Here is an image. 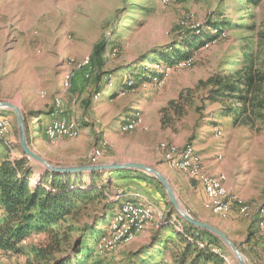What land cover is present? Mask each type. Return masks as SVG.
<instances>
[{
    "label": "rangeland",
    "instance_id": "374dc122",
    "mask_svg": "<svg viewBox=\"0 0 264 264\" xmlns=\"http://www.w3.org/2000/svg\"><path fill=\"white\" fill-rule=\"evenodd\" d=\"M220 32L224 36L219 37ZM206 35L209 36L207 40ZM182 40L193 41L195 47L185 57L173 62L189 58V64L173 67L167 72L168 66L174 63L164 62L159 56L169 53L176 42ZM102 41L107 43L105 64L101 69L97 66L92 74L95 77L100 71L101 74L105 73L102 76L103 91L98 93V96L102 95L103 101L97 102L93 99L96 96L94 78L91 76L89 79L90 59H93L95 46ZM58 42L66 43L67 47L75 46L83 52L82 58H89L88 65L80 64L82 61L77 62L75 58L67 60L62 78L67 75L68 79L66 86L60 87L64 91L61 98H80L78 91L84 85L89 88V95L88 102L84 105L81 103L80 108L76 109L79 126L69 121V125L77 130V135L64 137L75 139V145L67 146L69 150L83 153L79 164H68L69 160L59 163L57 158H53L54 163H50L81 165L128 162L129 157H143L155 152L159 154L160 162L169 164L170 168L193 180L190 173L175 166V160L181 152L191 149L199 157L198 173L214 176L208 174L200 154V150L209 148L212 161L220 169L218 175L226 176L232 192L237 190L242 202L248 207V214L237 215L234 211L215 214L207 198L210 209L205 208L206 195L201 203L199 198L194 197L195 193L181 195L172 188L177 201L192 217L222 231L238 248L246 264H264V119L254 127L233 126L230 117L223 111V107L233 105L230 99L221 95L217 101L210 100L207 98L208 90H195L199 80L239 70L249 62L250 54L256 50L258 62L264 60V0H0V101L11 102L20 108L31 148L33 141L30 140V129L34 120H31L33 115L30 116L27 111L42 108H21L23 96L35 83L37 63L50 58L53 44ZM54 68L57 69L56 79H59L58 59ZM79 70L86 71L84 79L82 82L75 81L73 86V79ZM176 70L186 73L181 85L177 84L178 87L169 82ZM129 72L139 75L138 83L128 77ZM189 89L190 93H185ZM180 93L183 94L180 103V108H184L183 115L174 117L170 126L164 128L161 123L159 127H145L143 106L148 104L146 106H149L150 111L154 101L161 109L169 101L176 100ZM170 97L173 99L169 100ZM53 105L56 114H63L60 98H54ZM137 114L139 119L127 125ZM149 114L155 115V112ZM0 117H7L9 121L0 123V129L8 131L0 140L9 144H5V148L0 142V160L7 155L12 161L17 158L16 154H22L18 146L15 117L11 112L4 115L0 113ZM55 123L65 124V119H56L46 128ZM46 128L44 134L48 148L55 149L61 156L65 151L57 145L59 140L52 142L49 139ZM135 137L147 141L149 146L132 149V152L125 148L123 142L129 139L136 141ZM100 141V149L95 148ZM117 142H120V146ZM55 156L59 157L57 154ZM29 162L31 168L38 172L36 179H29L34 184L44 172L35 163ZM153 167L165 176L158 166ZM108 174H101L97 184L104 186L106 200L116 202V210L122 201H126L127 191L124 185H117V176ZM121 175L143 179L141 184L133 183L143 186L142 191L152 199L139 195L153 202L155 209L160 212L151 213L145 229L130 241L117 243L119 239L115 234H108L107 240H100L103 237L101 235L109 233L111 212L106 216L97 202H89L74 220L69 219L75 229L83 225L86 226L85 230L91 229L83 239L84 264H168L164 261V249L161 246L166 241L160 242L154 233L160 230V223L165 221V207L177 217L167 202L164 190L149 176V179L145 178V174L126 171ZM90 182L91 176L85 175L83 183L89 186ZM151 182L152 185H148ZM197 182L201 184L198 176ZM197 204L202 205L203 213L199 212ZM232 212L234 214L229 216ZM2 213L3 209L0 210V218ZM94 225L96 228H92ZM165 227V231L167 229L172 233L168 226ZM144 232H147L145 237L137 239ZM44 238L43 234H33L23 243L36 245ZM173 238L177 245L175 234ZM100 244H103L101 249L98 247ZM168 247L171 256L170 248L173 246ZM223 247L212 248L220 253L222 264H237L232 252ZM28 254V251L25 253L23 250L16 253L0 252V264H28ZM29 258L33 260L31 255ZM172 260L171 264H175Z\"/></svg>",
    "mask_w": 264,
    "mask_h": 264
},
{
    "label": "trees",
    "instance_id": "16d2710c",
    "mask_svg": "<svg viewBox=\"0 0 264 264\" xmlns=\"http://www.w3.org/2000/svg\"><path fill=\"white\" fill-rule=\"evenodd\" d=\"M205 38L207 40L209 36L206 35ZM194 45L193 41L176 42L169 53L166 52L159 57L162 61L171 63L185 57L187 52L195 47ZM106 47L105 41L98 43L94 49L93 59H90L89 79L91 76L92 79L94 78L95 95L103 91L102 76L105 73L101 74L100 71L95 77L93 73L97 66L101 69L105 64ZM82 72L85 74L86 71L82 70ZM109 73L111 74L112 71ZM128 75L134 80L133 82L138 83L139 75L130 72ZM198 89L208 90L207 98L210 100L217 101V98L223 95L232 101L233 105L223 107V111L230 117L233 126L254 127L264 119V60L258 62V50L250 54L247 64L232 74H216L204 81L199 80L195 86V90ZM185 93H190V89ZM182 99L183 94L180 93L176 100L169 101L159 110L162 128L170 126L174 117L179 118L183 115L184 108H180ZM0 113L4 115L10 112ZM29 115L34 113L31 112ZM0 142L5 146L4 141L0 140ZM124 172L126 171H113L108 175L121 176ZM31 173L30 162L23 154L12 161L7 155L0 160V205L3 209L0 218V252L16 253L23 250L27 253L28 251L29 256L26 260L28 264L32 262L84 264L86 256H83V239L91 229L85 230V225L75 229L69 223V219L74 220L85 205L94 201L106 216L107 213L114 212L116 202L110 203L106 200L103 193L104 186L97 184L98 177L105 173L91 175L89 186L83 183L85 175L49 173H44L38 182L32 184L29 180ZM144 177L149 179L146 175ZM126 197L124 199H129V196ZM173 216L170 213L165 217V221H162L158 227L160 229L158 232L164 231L165 226H168L167 228L176 235L179 250L173 257L175 264H222L219 254L212 250V248H224L216 237L188 225L179 217L173 219ZM92 228H96V225ZM75 232L76 234L73 235ZM78 233H81L80 236H75ZM33 234H43L45 238L36 245L23 243V240Z\"/></svg>",
    "mask_w": 264,
    "mask_h": 264
},
{
    "label": "crops",
    "instance_id": "0c3cea01",
    "mask_svg": "<svg viewBox=\"0 0 264 264\" xmlns=\"http://www.w3.org/2000/svg\"><path fill=\"white\" fill-rule=\"evenodd\" d=\"M54 40H56V37H54ZM53 45L54 46H53L52 50L50 51L52 53L50 55V58H45L44 61H40L39 63H37V67L35 68V74H36V78L34 80L35 83L26 93H24V96H23L24 101H23V105L21 108H42L40 110H28L27 111L28 114L31 112L34 113V115L31 116V118H32L31 120H34V121L32 123V125H33L32 129H30V131H32V134L30 136V140L33 141L31 146L38 155H40L41 157H43L44 159H46L49 162H53L52 161L53 158H57L58 160H60L59 163H64L61 161L69 160L70 162L68 164H79L80 158L82 157L83 153H81L79 151H72V150H69V148H67V146H69V145H75L74 144L75 139L71 140V139L64 138V139L59 140L57 145L60 146L59 148L61 150L63 149V151H65L60 156L55 149L50 150L48 148L47 145H49V144H48L47 139L45 137L44 130L49 123H51L52 121L59 119V118H64L68 121H74L78 124V122H77L78 116H77L76 109L80 108L81 103H82V105H84L85 103L88 102L87 97L89 95L88 94L89 88L84 85L82 88L79 89L78 92L81 95L80 98H77L75 96L71 100H64V98H61L64 94V91L61 90L59 83L61 81L62 74L64 72V68L67 66V63H66L67 60L69 58H75V60L78 62L81 60L82 57H84V55H83V52L78 51L77 50L78 48H76L75 46H68L67 47V44L63 43V42H58V43L53 44ZM69 53L72 55V57ZM57 59H58L59 79H56L57 69L54 68L55 66H57ZM185 74L186 73L184 71H180V70L174 71L169 78L170 84H173V86L178 87L177 84L181 85V83L183 81L182 79L185 76ZM83 79H84V74L81 70H79L73 79V86H74L75 81L81 80V82H82ZM57 84H58V86H56ZM40 94H41V96L42 95H44V96L41 97ZM56 97L61 99V106L63 109V114H61V115L56 114V112L54 110L53 99ZM93 97H94V95H93ZM93 99H95L97 102L103 101L101 94H99V96L97 94ZM171 99H173V97H170L169 100H171ZM108 101H110V99ZM154 103L155 102L153 101V105H151L152 108L150 111H149V106H146L148 104L143 106V109H142L144 124H145V127H148V128H152L153 126H156V127L160 126V117H159V113H158V111L160 110V106H158L156 103L155 104ZM151 111H154L155 115L151 114V116H150L149 112H151ZM130 115H132V113ZM74 116L76 118V121L74 120ZM78 126H79V124H78ZM118 128H120V125L118 126ZM138 132H139V130H138ZM84 133H86V132L84 131ZM80 137L76 138V140L79 139ZM100 144H101V141L99 142V145L95 146V148L100 149V147H101ZM118 145L120 146V142L118 143ZM123 145L125 148L131 150V152H132V149L142 148L144 146L147 147V145L149 146V143L147 141L142 140L141 138L140 139L136 138V141L132 140V139L125 140L123 142ZM178 145L181 146V143H178ZM115 146H117L116 143H115ZM56 154L59 157H56L55 156ZM200 154H201V157L203 158L202 163H204L206 165V167L208 168L209 173L207 172V170L205 168L206 172L208 174L218 175V172H220L219 171L220 169L218 167H216V164L214 163V161H212V159H211L212 154L210 153V149L209 148L202 149V150H200ZM20 156H21V154H16L17 158ZM159 157H160L159 154H156L155 152H151L150 154L148 153L147 156H143V157L132 156V157H129V159H127V160L133 161V162L143 163L146 165L158 166L161 169V171L165 174L169 184L171 185V187L174 189V191L177 194L184 195L185 193L193 192V193H195L194 197L199 198L200 202L202 203V201L204 200V195H205L202 187L196 181L191 180L187 175H184V174L177 172V171L173 170L172 168H170V166H168L169 164L167 165L164 162H160L161 160L159 159ZM37 173H38L37 171H34L32 169V173H31V179L32 180H34L38 177ZM219 174H222V173H219ZM135 178L131 177V176H122L121 175V176H117L115 181L118 183H121V184L117 183V185H124L125 186L124 189H125V191H127L126 196H129L130 200H132V199L136 200L134 195H137V194L138 195L139 194L144 195L145 197L150 199L151 196L147 195L144 191H142L144 189L143 186H140V185L137 186V185H135V183H133L135 181L136 183L141 184V183H143V179H137V177H135ZM130 181H132V182H130ZM148 185H152V182H151V184H148ZM224 186H225L226 192L228 194L226 201H228L230 204H233V201H234L233 198L234 197L240 198V196L237 194V190L235 192H232L231 184L228 182V180L225 181ZM229 193L235 194V195H230ZM144 196H142V197H144ZM205 205H206L205 208H207V207L209 208L206 197H205ZM201 206H202L201 204L196 205L199 212L203 213ZM117 209H119V208L116 207V210ZM116 210H114V212H116ZM114 212L111 214V218L114 215ZM164 213H165L166 217H168V215L170 214L167 207H165ZM233 214H234V212H232L229 216H231ZM228 218H230V217H228ZM173 219H175V216H173ZM152 229L155 230L154 228H152ZM154 233L157 234V236L159 235L157 239H160V242H162V240L166 241V244H164V243L161 244V246H163V249H164L163 250V252H164L163 254L165 257L164 261L167 262L168 264H171V260L174 257L173 253L175 251L177 253L179 250V244H177V245L174 244V241H175V238H173L174 232L172 231V233H169L168 230L166 229V231L165 230L162 232L155 231ZM146 234H147V232L140 234L137 239H143ZM169 245L173 246L172 248H170V249H172L171 256H169V252L167 251V249L169 248L168 247ZM166 253H167V255H166Z\"/></svg>",
    "mask_w": 264,
    "mask_h": 264
},
{
    "label": "bare ground",
    "instance_id": "6f19581e",
    "mask_svg": "<svg viewBox=\"0 0 264 264\" xmlns=\"http://www.w3.org/2000/svg\"><path fill=\"white\" fill-rule=\"evenodd\" d=\"M218 35L219 37L224 36L223 32H220ZM82 59L80 60L82 61L80 62V64H86V65L89 64V58H82ZM188 59L189 58L179 60L175 63L173 62L174 64L168 66L167 72L173 67L174 68L183 67L185 65H188L189 64ZM67 79H68L67 75H65L61 79L59 83V86L61 88L66 86ZM138 119L139 118L137 114L134 117V120L128 123L127 125L133 124ZM3 121L9 122L7 120V117L6 118L0 117V123ZM69 128H72L74 131L73 136H69V137L76 136L77 130L73 127V125H69ZM7 132L8 131H3L0 129V138L3 139V136ZM57 132H58V135H65V124L55 123L46 128V135L49 137V139L52 142H55L57 140ZM183 152H181V155L175 160V166L184 172L189 171L188 173L195 172L197 174L201 184L204 185V189L207 190V194L205 195H206V198H207V195L209 197L208 201L211 205V209L213 213L223 214V213L231 212L230 207L232 209L234 207L235 209H237L239 214L243 216H246L248 214L247 205L244 204L242 200H240L239 198L234 197L233 204H230L228 201H226L228 194L224 186L225 180H226L224 175H214V176L200 175L198 173L199 157L196 155V152L194 153L191 149H187ZM190 175L192 176V174ZM134 197L136 198V200L127 199L126 201L121 202L118 211L114 213V215L112 216L109 222V225H108L109 233L107 232L104 235H101V237L102 236L103 237L100 240L102 239L107 240L108 234H115L114 236L115 237L117 236L118 239L122 238V240L120 241H123V242L130 241L135 235H137L138 233H140L141 231L145 229V225L147 221L151 218V213L153 214L155 211L160 212L159 210L155 209L156 208L155 204L151 201H148V199L141 197L138 194L135 195ZM134 201H137V202H134ZM126 206L135 207L138 211V214L141 217H139V219H133L132 210ZM1 209L2 207L0 206V210ZM120 241H118L117 243H120ZM102 245L103 244H100L98 247L101 249ZM213 252L219 254L220 256V253L218 252V250L217 251L213 250ZM161 264H164V263H161Z\"/></svg>",
    "mask_w": 264,
    "mask_h": 264
},
{
    "label": "water",
    "instance_id": "95a60500",
    "mask_svg": "<svg viewBox=\"0 0 264 264\" xmlns=\"http://www.w3.org/2000/svg\"><path fill=\"white\" fill-rule=\"evenodd\" d=\"M11 112L15 117L16 133L18 137V146L21 153L29 161L41 169L44 173L53 175H93L95 173H107L113 171H136L145 174L156 181L164 190L167 202L172 206L173 211L177 217L188 225L207 232L216 237L226 248H228L237 264H246L243 255L239 252L238 248L233 242L218 228L211 224L205 223L199 219L192 217L185 209L180 207L176 195L165 176L158 171L155 167L146 165L139 162H112L101 164H81V165H57L46 161L43 157L38 155L28 145L25 130L24 116L19 107L11 102L0 101V112Z\"/></svg>",
    "mask_w": 264,
    "mask_h": 264
},
{
    "label": "built area",
    "instance_id": "2783aa9c",
    "mask_svg": "<svg viewBox=\"0 0 264 264\" xmlns=\"http://www.w3.org/2000/svg\"><path fill=\"white\" fill-rule=\"evenodd\" d=\"M73 133H74L73 129L69 128V121L65 119V135H58V132H57V140L56 141L61 140V138H64L66 136H73ZM169 156H174V155L169 154ZM91 164H93V163H91ZM190 174H192L193 181L197 182V174L195 172H190ZM197 183L199 184V182H197ZM199 185L202 187L204 194H207V190L204 189V185L203 184H199ZM207 199H209L208 195H207ZM126 207H128V208H130L132 210L133 219H139V217H141L138 214V211H137V209L135 207H131V206H126ZM230 210L234 211L238 215L237 209H232L230 207ZM120 240H122V238H120L119 241Z\"/></svg>",
    "mask_w": 264,
    "mask_h": 264
}]
</instances>
